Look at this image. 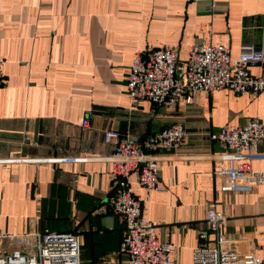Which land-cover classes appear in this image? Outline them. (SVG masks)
I'll use <instances>...</instances> for the list:
<instances>
[{
    "label": "crops",
    "instance_id": "obj_1",
    "mask_svg": "<svg viewBox=\"0 0 264 264\" xmlns=\"http://www.w3.org/2000/svg\"><path fill=\"white\" fill-rule=\"evenodd\" d=\"M263 27L264 0H0L1 232L33 243L45 231L80 232L81 264H126L125 223L109 204L117 142L105 143V133L143 141L180 124L184 145L157 154L166 190L148 195L135 174L129 179L159 240L172 246V264H192L211 209L227 219L211 246L238 253L240 264L264 255V181L224 192L216 174L242 161L264 173V137L241 158L211 140L251 118L264 124V92H200L170 108L127 93L138 54L175 49L186 62L197 45H224L235 61L243 45L263 46ZM28 248L0 240L1 254Z\"/></svg>",
    "mask_w": 264,
    "mask_h": 264
},
{
    "label": "built area",
    "instance_id": "obj_2",
    "mask_svg": "<svg viewBox=\"0 0 264 264\" xmlns=\"http://www.w3.org/2000/svg\"><path fill=\"white\" fill-rule=\"evenodd\" d=\"M256 67L262 68L259 76L251 72ZM224 89L239 96H257L264 92V44L260 49L243 45L235 61L231 59L230 48L224 45H197L186 62L179 60L175 49H157L146 56L138 54L135 57L127 80V93L134 103L150 101L169 108L182 101L191 104L197 93L210 94ZM88 124L89 120L83 121L84 127ZM187 135L180 124L143 141L122 137L116 131L105 133V143L117 142L110 160L111 176L117 182L118 191L109 204L113 213L125 223L120 254L126 257V264H172V246L159 240L157 226L143 214L145 201L133 194L129 179L135 174L148 195L154 191L164 192L166 187L161 184L157 154L182 147ZM263 137L264 124L252 118L243 126L224 127L211 134L213 142L239 158L256 149ZM216 174L223 179L224 192L235 191L239 183L248 179H255L258 187L264 181V173L253 172L245 161L234 169H220ZM206 225V230L199 235L200 243L194 250L192 264H240L238 253L209 244L210 235L227 225L226 217L211 209ZM6 237L26 243L29 248L27 252L0 253V264H81L80 232L45 231L35 235L36 242L33 243L28 236L6 235L0 230V240ZM247 264H264V255H251Z\"/></svg>",
    "mask_w": 264,
    "mask_h": 264
}]
</instances>
